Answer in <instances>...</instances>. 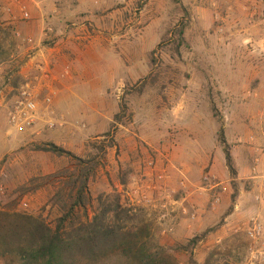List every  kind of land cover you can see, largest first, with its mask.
<instances>
[{
    "label": "rangeland",
    "instance_id": "rangeland-1",
    "mask_svg": "<svg viewBox=\"0 0 264 264\" xmlns=\"http://www.w3.org/2000/svg\"><path fill=\"white\" fill-rule=\"evenodd\" d=\"M229 2L125 0L122 34L128 46L125 62L131 77L124 86L100 97L103 115L77 105L57 107L50 94L41 97L43 102L38 103L35 95L38 106L35 124L17 139H9L0 153V264H27L26 232L18 231L17 221L33 220L55 228L63 209L72 202L73 179L80 170V160L88 162L87 167H95L87 196L92 211H97L99 197L109 202L119 198L123 208L137 216L136 223L149 226L152 245L166 248L178 264H262L259 258H251L244 224L251 217L264 223V202L256 201V189H264V184L260 188L250 179L264 176L261 169L255 171L253 163L254 151L264 147V139L262 147L249 139H227L238 114L220 109L219 105L229 99L220 90L227 87L228 81L214 78L229 67L224 63L229 56L227 41L231 39L226 31L227 17L216 11L218 7L226 9ZM256 2L251 1V7ZM110 34L115 35V30ZM260 54L264 57V52ZM250 95L252 90L247 89L242 103L254 104L257 98ZM47 98L50 104L45 103ZM255 110L240 112L241 121L237 125L243 127L244 119L258 116L260 127H264V111ZM118 114L121 117L115 120ZM181 121L193 129L182 128ZM184 132L186 136L195 135L199 147L202 144L209 156L200 173L199 186L210 173L216 178L213 183L228 182L232 197L235 195L232 202L239 195L240 205L243 200L249 205L239 220L218 237L223 218L204 232L172 241L178 236L175 226L158 222L159 211L155 212L149 198L135 193L155 172L165 173L159 168L170 160L171 148L195 143L196 139H177ZM221 139L225 140L232 159L234 152L236 158L239 156L238 147L253 149V156L248 152L240 162L233 159L234 176L226 166ZM47 145H54L70 156L39 150ZM218 160L226 173L223 177L213 167ZM184 178L189 188L195 186L183 174L180 181ZM180 181L179 189L173 190L177 193L174 196L183 192ZM165 182L162 184L166 187ZM160 194L167 200L164 193ZM216 238L221 240L217 243ZM78 264L131 263L120 253H110L97 261Z\"/></svg>",
    "mask_w": 264,
    "mask_h": 264
},
{
    "label": "crops",
    "instance_id": "crops-1",
    "mask_svg": "<svg viewBox=\"0 0 264 264\" xmlns=\"http://www.w3.org/2000/svg\"><path fill=\"white\" fill-rule=\"evenodd\" d=\"M229 1L226 9L218 7L216 10L227 17L226 31L231 36L227 41L229 56L224 58L229 67L214 77L228 81L227 87L220 90L221 95L229 99L223 108L219 106L238 114L234 116V128L227 139H249L262 147L264 127H260L258 116L255 114L250 119L246 116L243 127L237 122L241 121L240 112L264 111V57L260 54L264 52V0ZM251 1L258 2L251 7ZM124 3L125 0H64L61 3L53 0H0V153L9 139H17L21 132L26 131L14 127L8 117L26 84L33 88L38 103L43 102L41 97L50 94L54 96L57 107L77 105L87 112H104L100 97L124 86L126 79L131 77L125 62L128 46H125L122 34ZM22 6L29 14V20H24ZM47 29L51 32L46 33ZM114 30L115 35L110 34ZM29 38L33 45L26 43ZM247 89L252 90V96L257 98L251 106L241 101ZM180 124L182 128H192L182 121ZM182 135L177 139H196L195 143L171 148L170 160H166L164 168L159 169L165 171L168 191L179 189L182 174L188 176L195 186L178 191L180 193L172 200H164L154 189L158 186V173L155 172L135 193L149 198L155 212L159 211L158 222L175 226L178 236L172 241L204 232L223 218L221 231L216 233L218 237L225 228L239 220L249 205L244 200L240 205L239 195L232 202L233 192L224 180L219 183L223 189L220 191V204L216 208L210 206L211 189L199 188L200 173L209 156L202 144L199 147L195 135L186 136L185 132ZM241 149H236L237 158L235 152L232 154L235 162L247 157L248 152L253 156V149ZM218 161L213 167L223 177L226 173ZM250 179L262 188L264 176ZM148 188L150 191H146ZM256 190L258 194L262 189ZM183 196L194 206V219L182 212ZM220 240L218 238L216 242Z\"/></svg>",
    "mask_w": 264,
    "mask_h": 264
},
{
    "label": "trees",
    "instance_id": "trees-1",
    "mask_svg": "<svg viewBox=\"0 0 264 264\" xmlns=\"http://www.w3.org/2000/svg\"><path fill=\"white\" fill-rule=\"evenodd\" d=\"M121 108L123 110L124 107ZM213 111L215 114V110ZM120 117L118 114L114 119ZM218 122L222 126L221 120ZM221 143L224 146L226 166L234 176L232 156L226 149L224 139H221ZM39 150L58 156H70V153L54 145H47ZM79 162L80 170L73 179L72 202L63 209L54 229L38 221H17L18 231L26 232L27 264H78L85 260L97 261L110 253H120L131 264H178L166 248L152 245L149 226L143 222L136 223L137 216L131 210L123 208L119 198H113L109 202V199L104 201L99 197L96 201L97 211H92L93 206L88 202L90 199L87 196L88 183L95 167H87L88 162ZM234 197L235 195L232 198Z\"/></svg>",
    "mask_w": 264,
    "mask_h": 264
},
{
    "label": "built area",
    "instance_id": "built-area-1",
    "mask_svg": "<svg viewBox=\"0 0 264 264\" xmlns=\"http://www.w3.org/2000/svg\"><path fill=\"white\" fill-rule=\"evenodd\" d=\"M9 2H13V0H8ZM31 1V0H28ZM64 0H53L55 3H61ZM23 18L24 20H29V14L27 13L25 7L22 6ZM47 32H51V29H47ZM221 32V31H220ZM28 45H33L34 42L31 38L25 40ZM46 104H50V98L45 100ZM37 103L34 94L33 88L30 84H26L21 88L20 96L14 106V108L9 112L8 117L10 119L11 124L18 128L20 131L29 129L33 127L36 122V114H37ZM253 163L256 169H261L264 175V149L256 148L254 151ZM158 180L160 181L159 185L155 187V191L159 193H164L165 198L167 200H172L174 195L177 193L175 191L168 192L166 187L162 184L163 180H166L165 173H159L157 175ZM216 180L214 176L210 173L205 175L202 179L201 186L199 188L203 189H211L210 195V206L212 208H216L220 202V191H223L222 187H220L219 183H213ZM180 188L182 191H185L188 187V182L184 178L180 181ZM182 201L184 207L182 212L186 216H190L192 219L196 217V212L194 206L189 203L187 197H182ZM256 201L263 203L264 202V189H262L256 195ZM150 202V201H149ZM26 206V205H25ZM165 208V206H164ZM245 234L248 239V246L251 258H259L260 263L264 264V223L261 222L257 217H251L248 219L247 223L244 224Z\"/></svg>",
    "mask_w": 264,
    "mask_h": 264
}]
</instances>
